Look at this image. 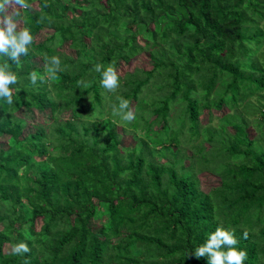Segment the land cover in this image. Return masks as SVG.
<instances>
[{
  "label": "trees",
  "instance_id": "trees-1",
  "mask_svg": "<svg viewBox=\"0 0 264 264\" xmlns=\"http://www.w3.org/2000/svg\"><path fill=\"white\" fill-rule=\"evenodd\" d=\"M28 3V54L0 56L18 75L14 103L0 100V264H206L191 253L218 226L264 264V0ZM142 53L150 70L102 86L97 63ZM21 109L51 123L22 137ZM203 174L218 184L202 190Z\"/></svg>",
  "mask_w": 264,
  "mask_h": 264
},
{
  "label": "clouds",
  "instance_id": "clouds-1",
  "mask_svg": "<svg viewBox=\"0 0 264 264\" xmlns=\"http://www.w3.org/2000/svg\"><path fill=\"white\" fill-rule=\"evenodd\" d=\"M30 6L28 0H0V56L10 58L17 65L21 63V56L28 54V46L33 42L31 30L28 27L18 29L20 20L17 19L21 17L20 10L28 9ZM52 62L59 65V57H52ZM95 70L101 74L100 83L104 88L114 91L119 86V74L114 66L97 63ZM31 79L33 82L36 81L35 73ZM17 82L18 75L9 70L8 64H0V100H6L9 105L14 103L16 89L11 86L17 85ZM129 103L127 99L120 98L119 107H114L113 111L124 120L132 121L135 119V112L129 107ZM237 244L235 229L218 226L207 234L204 241L195 247L191 254L197 259L206 257V264H244L247 251L235 247ZM29 251V245L23 241L15 243L12 247L15 254L22 255Z\"/></svg>",
  "mask_w": 264,
  "mask_h": 264
},
{
  "label": "rangeland",
  "instance_id": "rangeland-1",
  "mask_svg": "<svg viewBox=\"0 0 264 264\" xmlns=\"http://www.w3.org/2000/svg\"><path fill=\"white\" fill-rule=\"evenodd\" d=\"M31 7L33 9H38V4L34 3L31 5ZM21 26H22V23L19 21L18 29L21 28ZM48 32H49L48 30H44L40 34H38L37 35L38 42H41L48 35ZM141 43L143 44V42H141ZM64 51L69 53V54H72V51L68 48L67 45H64ZM36 63L38 64V62H36ZM151 68H152V62L150 61V59L146 53H142L136 59H134L133 61H131L128 64L120 62V64L117 67V72L119 75H124L127 72H133L135 69L150 70ZM227 113H229V111L226 108H224L222 111H219V112L214 111L213 114H214L215 118H213L211 121H209V115L207 114V112H205L200 117V120H201V123L203 124V126L208 125V122H210V125L215 126L219 123L217 117L223 116ZM19 115L21 117H23L26 120V122L28 123V126H27L22 137L33 132L35 124L49 125L51 123L49 111L38 112L35 110L27 111L26 109H21L19 112ZM65 117L66 118L70 117V113L69 112L66 113ZM118 129L120 130V127ZM121 140H122L121 143L123 146H129V147L131 146L132 147L134 145V141L129 136H123L121 138ZM0 148H2V149L7 148V136H4L0 139ZM200 180H201L202 190H204V191H208L211 187H214L218 184V178L213 177L212 175L203 174L200 176ZM40 225H41V223L38 221L36 228L39 229ZM92 226L96 229L100 226V222L96 221V222L92 223ZM5 250L6 251L9 250V247L5 246Z\"/></svg>",
  "mask_w": 264,
  "mask_h": 264
},
{
  "label": "bare ground",
  "instance_id": "bare-ground-1",
  "mask_svg": "<svg viewBox=\"0 0 264 264\" xmlns=\"http://www.w3.org/2000/svg\"><path fill=\"white\" fill-rule=\"evenodd\" d=\"M125 157V156H124ZM145 160V159H144ZM100 161V160H99ZM162 170V169H161ZM200 180V179H199ZM194 191V190H193Z\"/></svg>",
  "mask_w": 264,
  "mask_h": 264
}]
</instances>
